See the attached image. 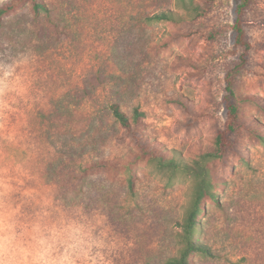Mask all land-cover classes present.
I'll return each mask as SVG.
<instances>
[{"label": "rangeland", "instance_id": "1", "mask_svg": "<svg viewBox=\"0 0 264 264\" xmlns=\"http://www.w3.org/2000/svg\"><path fill=\"white\" fill-rule=\"evenodd\" d=\"M44 1L39 19L21 11L27 32L14 46L0 40V264L176 255L193 180L136 158L110 106L143 112L151 144L192 162L224 126L229 75L245 128L213 163L218 200L206 202L197 233L213 255L193 260L264 264V0L244 15L249 48L235 40L240 0ZM162 10L175 20H149ZM100 161L118 167L90 174L77 194L76 176Z\"/></svg>", "mask_w": 264, "mask_h": 264}, {"label": "trees", "instance_id": "2", "mask_svg": "<svg viewBox=\"0 0 264 264\" xmlns=\"http://www.w3.org/2000/svg\"><path fill=\"white\" fill-rule=\"evenodd\" d=\"M179 1L185 4L188 2V0ZM251 2L252 0H240L237 6V17L233 26L236 33V43L245 46V48H249L250 43L246 38L244 15ZM27 7L30 8V13L34 16V19H39L42 15L50 12V8L44 0H7L0 4V40H5L2 41V44L8 45L9 43L14 46V40H19L17 35L22 32H27V26L24 27V24H19L15 21L21 11ZM149 20H175V16L170 11L162 10L149 16ZM43 33L46 34V31ZM226 90L227 94L224 97L226 115L224 126L218 130L214 140V146L210 150L201 153L192 162L177 160L173 157L167 158L160 148L151 144L142 132L143 112L136 109L131 118L119 103L115 102L110 106V111L123 129V134L117 136V138L124 140L126 137H129L135 142L139 148L136 158L142 159L148 156L149 161L152 163L155 162L157 166L172 171H181L193 180L192 197L184 218L180 223L181 231L178 233L180 248L178 253L167 258L164 264H194L193 257L196 254H202L206 257L213 255L212 249L197 237V233L201 227V216L206 211V202L208 200L217 202L218 200V190L221 182L214 173L213 163L223 159L228 152L236 147L238 138L245 128L240 105L236 99L234 81L230 75L227 77ZM260 137L261 142L264 143V134ZM112 167L109 162L100 161L90 168L83 169L81 174L76 176L82 185L75 188L74 191L80 195L84 191L83 185L88 181L90 174L114 169L118 166ZM131 173L129 186L131 191H134L135 172L131 169ZM89 190V194L92 195V188H89ZM66 195H68V192L61 194V197H65Z\"/></svg>", "mask_w": 264, "mask_h": 264}]
</instances>
